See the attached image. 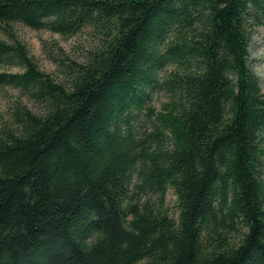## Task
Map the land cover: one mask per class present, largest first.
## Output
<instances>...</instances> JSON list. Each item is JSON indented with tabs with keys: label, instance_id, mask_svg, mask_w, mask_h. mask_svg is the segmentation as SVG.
Here are the masks:
<instances>
[{
	"label": "trees",
	"instance_id": "trees-1",
	"mask_svg": "<svg viewBox=\"0 0 264 264\" xmlns=\"http://www.w3.org/2000/svg\"><path fill=\"white\" fill-rule=\"evenodd\" d=\"M17 23L93 43L54 75ZM259 27L264 0H0V88L41 107L0 127V264H264Z\"/></svg>",
	"mask_w": 264,
	"mask_h": 264
},
{
	"label": "rangeland",
	"instance_id": "rangeland-1",
	"mask_svg": "<svg viewBox=\"0 0 264 264\" xmlns=\"http://www.w3.org/2000/svg\"><path fill=\"white\" fill-rule=\"evenodd\" d=\"M23 42L29 50L31 56L36 60L42 71L58 74L59 59L64 55L81 59L82 50L89 48L93 43L89 31H85L73 36H65L47 29H33L22 24L14 25V34ZM12 36L0 29V39H9ZM250 67L260 76L261 86L264 89V29L257 28L251 41ZM20 71V66L7 67L0 65V70ZM166 100L164 94H155L151 102L156 109H161L162 103ZM18 103L27 105L33 110H39L40 104L22 94L13 87L0 88V127L7 120L11 119L12 111ZM168 200L171 205H175L176 195L169 192Z\"/></svg>",
	"mask_w": 264,
	"mask_h": 264
}]
</instances>
